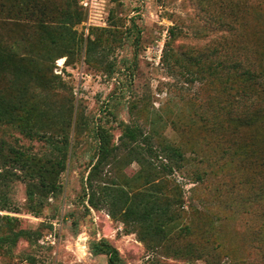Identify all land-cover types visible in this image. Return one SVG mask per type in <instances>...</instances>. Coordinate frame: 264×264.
I'll use <instances>...</instances> for the list:
<instances>
[{"label": "rangeland", "instance_id": "obj_1", "mask_svg": "<svg viewBox=\"0 0 264 264\" xmlns=\"http://www.w3.org/2000/svg\"><path fill=\"white\" fill-rule=\"evenodd\" d=\"M0 45L38 130L0 125V264H264V0H0ZM153 190L147 235L113 200Z\"/></svg>", "mask_w": 264, "mask_h": 264}, {"label": "trees", "instance_id": "obj_2", "mask_svg": "<svg viewBox=\"0 0 264 264\" xmlns=\"http://www.w3.org/2000/svg\"><path fill=\"white\" fill-rule=\"evenodd\" d=\"M71 15L65 17L64 20L66 22L72 21L70 18ZM80 18L75 20V22H79ZM63 21V22H64ZM62 22V23H63ZM73 25V24H72ZM224 46V45H222ZM221 52V51H220ZM217 54V51L215 52ZM221 54V53H220ZM63 58L59 57L58 59ZM15 61V54L12 49H7L6 47L0 45V72L2 74L1 78H3L7 86H4L3 89H0V125L1 126H14L21 127L23 131L26 132L27 137H31L38 134V130L34 131L35 126L30 125V121L32 120V111L28 108H33L35 106H31L27 104V95H28V87L27 85L16 88L15 83L12 82L10 78V68L13 62ZM221 66V65H220ZM247 65L240 61V59H236L234 64L231 66V69L239 72L240 76L245 78H251L252 74L249 70L246 69ZM254 76V75H253ZM15 91L18 93V96L11 97L10 92ZM249 99V98H247ZM245 101V100H244ZM242 108L241 115L237 118L238 122L241 126H248L247 129L249 131L252 130V127H257L258 124L264 123V109H257L254 113L250 111L248 108H245L244 104H239V108ZM240 108V109H241ZM41 131V129L39 130ZM99 137V136H98ZM44 138L46 142L51 145L54 144V137L48 131H45ZM67 137L64 135L63 143L67 144ZM106 137L103 136L99 138V149L98 156L99 160L102 161L106 154ZM240 143V147L244 146L243 152H246L248 155H252V157L256 156L259 161H264V151L257 145V139L254 134L249 133L248 138L244 141L238 140ZM66 147V146H64ZM4 149V148H2ZM54 149H58V147H54ZM6 151V149L4 150ZM9 153V152H8ZM11 155L14 154V159H16V151L10 149ZM9 153V154H10ZM2 154V152H1ZM65 155V154H64ZM64 158L63 154L61 155ZM0 160L5 161L3 154L0 155ZM255 161V159H254ZM97 165L100 161H97ZM60 162L58 163V165ZM95 165V167L97 166ZM94 167V168H95ZM140 196V195H139ZM113 203L115 206L120 208L123 220H132L134 223L138 225H145L146 230L145 233L147 235H152L156 231L161 232V230L166 226L175 221L177 218L174 214L171 217H166L163 220H159L165 215H168L170 208H174L177 206V203L169 204L166 203L162 205L160 203L159 192L153 190V192H149L148 194H143L140 197L133 198L126 195V198L120 196L118 193ZM159 229V230H158ZM141 240H146V237H142ZM209 240H206L208 243ZM99 248L105 247L109 253V264H120L118 259V253L116 250L107 247L105 243L98 245ZM220 248V245L213 247L212 251H217ZM217 253L213 255H207L206 258H216ZM207 264H210L209 261ZM216 264V263H214Z\"/></svg>", "mask_w": 264, "mask_h": 264}]
</instances>
